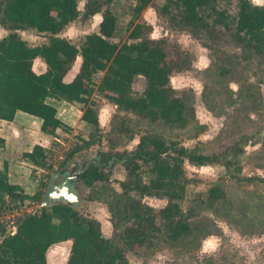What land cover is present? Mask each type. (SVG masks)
<instances>
[{"label":"trees","instance_id":"16d2710c","mask_svg":"<svg viewBox=\"0 0 264 264\" xmlns=\"http://www.w3.org/2000/svg\"><path fill=\"white\" fill-rule=\"evenodd\" d=\"M111 1L85 0L80 10L78 0H0V27L11 31L30 30L46 38L36 45L17 34L0 38V119L10 121L14 113L21 110L41 118V131L53 136L62 122L57 117L56 107L47 98L56 96L82 104V119L96 129L99 124L97 105L90 97L96 75L102 72L96 94L114 104L119 113L134 117L116 115L111 125L113 134L132 137L133 125L144 122L161 126L187 125L193 109L170 84L173 71L187 68L183 53L176 51L169 57L165 39L152 38L147 22L133 24L132 20L130 41L121 44L112 41L116 17L108 7ZM218 1L221 0H161L160 3L135 0L133 12L137 16L151 5L169 27L209 40L219 49L264 54V2L254 4L250 0H236L237 11L231 15L227 10L215 7ZM97 13L100 14L98 29L86 34L79 45L59 35L68 23ZM212 13H215L214 18ZM223 49L220 51L224 52ZM36 58L43 60L44 71L33 69ZM77 58H80L77 72L65 81L64 75ZM217 67L218 76L228 71L220 64ZM137 75L144 78V88L139 94L132 90ZM2 142L0 138V144ZM83 143L89 142L83 140ZM238 145L227 146L225 154L235 152ZM79 149L81 146L73 148L68 157ZM46 151L36 144L23 156L37 168L46 169L49 167ZM104 155L102 160L97 157L79 168L77 178L89 188L108 182L107 159L121 160L131 177L120 181L121 192L110 203L112 225L120 231L123 246L133 251L150 244L157 233L169 240L190 233L191 225L178 202L186 189L183 164L187 161L193 165H211L220 163L223 157L217 153H204L198 148H187L156 131L139 134L132 151ZM65 170L56 168L53 171ZM95 193L97 191L88 197H94ZM134 193H161L167 201L155 209L134 197ZM39 194L36 191L29 195L20 185L8 183L0 175V209L8 201L36 200L39 204ZM223 196L218 185L207 191V201ZM15 225L13 234L0 236V264H47V249L66 240H71V245L64 264H131L123 248L101 234L99 223L82 215L71 204L38 206L35 212L18 217Z\"/></svg>","mask_w":264,"mask_h":264},{"label":"rangeland","instance_id":"374dc122","mask_svg":"<svg viewBox=\"0 0 264 264\" xmlns=\"http://www.w3.org/2000/svg\"><path fill=\"white\" fill-rule=\"evenodd\" d=\"M250 1L254 4L264 2ZM84 3L85 0H78L80 10ZM134 4L135 0H112L108 4L116 17V29L111 40L117 44L128 42L132 28L130 22H147L151 26L152 38L165 39L169 57H173L176 51L183 53L187 68L173 71L170 84L175 93L190 104L193 116L183 127L144 122L133 125L132 137L113 134L111 125L116 115L134 117L119 113L114 104L96 94L102 72L96 75L94 92L90 97V101L97 105L99 124L96 129L82 119V104L49 96L47 101L56 107L62 125L50 139L46 151L49 167H30V177L38 180L39 199L51 172L65 168L75 177V190L81 199L79 206L74 207L85 217L96 220L101 234L121 246L131 264H264V54L219 49L209 40L169 27L151 5L136 16ZM215 7L225 9L231 15L237 11L236 0H221ZM211 17L214 18L215 13ZM99 21V13L87 18L79 17L68 23L59 35L79 45L86 34L98 29ZM16 34L32 45L46 40L30 30L11 31L0 27V38ZM79 63L80 58H77L64 75L65 81L72 79ZM218 64L228 69L222 76L217 75ZM44 66L41 58L33 62L36 72L44 71ZM143 88L144 78L137 75L132 90L139 94ZM146 131H156L187 148H198L204 153H217L223 157L220 163L211 165H193L187 161L183 164L186 189L178 202L191 225L190 233L177 240H169L162 233H157L150 244L133 251L123 246L120 231L112 225L110 203L121 192L120 181L131 177L121 160L107 159L105 170L110 173L109 180L97 183L93 188L83 185L76 171L97 157L102 160L105 153L132 151L138 135ZM83 140L89 143L85 145ZM234 143L239 144L235 152L225 154L226 147ZM76 146H81V149L68 157ZM146 176L144 173L143 177ZM215 185L221 187L224 196L207 201V191ZM93 191H97L94 197H88ZM134 197L155 209L167 201L161 193H134ZM37 206L36 200L24 203L8 201L0 209V236L8 233L18 216L35 212ZM70 245L71 240L52 244L46 252L47 264H64Z\"/></svg>","mask_w":264,"mask_h":264},{"label":"crops","instance_id":"0c3cea01","mask_svg":"<svg viewBox=\"0 0 264 264\" xmlns=\"http://www.w3.org/2000/svg\"><path fill=\"white\" fill-rule=\"evenodd\" d=\"M41 123V118L21 110H17L10 121L0 119V138L3 140L0 144V175L6 182L20 185L29 195L38 191L37 178L30 177V167H37L23 153L31 151L36 144L48 149L52 138L41 131Z\"/></svg>","mask_w":264,"mask_h":264},{"label":"water","instance_id":"95a60500","mask_svg":"<svg viewBox=\"0 0 264 264\" xmlns=\"http://www.w3.org/2000/svg\"><path fill=\"white\" fill-rule=\"evenodd\" d=\"M70 178L75 181L74 176L71 175ZM73 185V182L70 184L67 182L64 175L52 171L41 195L39 207H48L57 203L78 206L80 196Z\"/></svg>","mask_w":264,"mask_h":264},{"label":"flooded vegetation","instance_id":"af4514ba","mask_svg":"<svg viewBox=\"0 0 264 264\" xmlns=\"http://www.w3.org/2000/svg\"><path fill=\"white\" fill-rule=\"evenodd\" d=\"M62 175H64V177H66L67 178V182L70 184V183H72V182H75V181H73L71 178H70V171H68V170H65L64 172H60Z\"/></svg>","mask_w":264,"mask_h":264},{"label":"built area","instance_id":"2783aa9c","mask_svg":"<svg viewBox=\"0 0 264 264\" xmlns=\"http://www.w3.org/2000/svg\"><path fill=\"white\" fill-rule=\"evenodd\" d=\"M38 206H39V204H38ZM38 206H37V207H38ZM35 211H36V210H35ZM31 213H33V212H31ZM20 216H22V215H20ZM20 216H18V217H20ZM18 217H17V218H18ZM17 218H16V219H17ZM15 221H16V220H15ZM15 221H14V223H13L11 229H9V230L7 231V232L10 233V234H13V233L15 232V230H16Z\"/></svg>","mask_w":264,"mask_h":264}]
</instances>
